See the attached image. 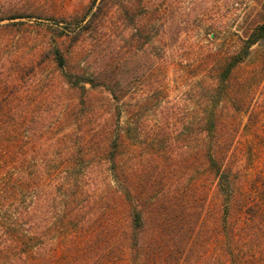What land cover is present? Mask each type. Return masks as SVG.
<instances>
[{"label": "trees", "instance_id": "16d2710c", "mask_svg": "<svg viewBox=\"0 0 264 264\" xmlns=\"http://www.w3.org/2000/svg\"><path fill=\"white\" fill-rule=\"evenodd\" d=\"M185 4L90 0L52 13L53 38L18 64L25 94L42 102L30 122L47 120L44 142L31 131L25 152L0 135V164L27 170L26 264H264V165L248 178L243 163L264 156V5L227 45L210 28V45L190 53L208 13ZM44 12L14 7L0 21ZM178 62L185 100L168 91ZM45 63L57 73L41 93ZM2 84L0 108L12 93Z\"/></svg>", "mask_w": 264, "mask_h": 264}, {"label": "rangeland", "instance_id": "374dc122", "mask_svg": "<svg viewBox=\"0 0 264 264\" xmlns=\"http://www.w3.org/2000/svg\"><path fill=\"white\" fill-rule=\"evenodd\" d=\"M89 2L90 0H0L1 17H7L14 7L35 6L46 9L41 18L21 19L26 22L24 25H9L13 20L8 19L0 21V25H5L0 29V84L6 83L8 91L12 92L8 103L4 101L0 108L1 111L7 105L5 112L1 111L0 113V135H3L4 143L8 142L12 149L25 152L31 144V131L38 134V144L44 142L42 135L46 130L45 123L47 121L44 120L42 124L41 119L37 118L36 123L30 122L32 110H35L37 115H42V102L40 99L36 100L32 94L30 96L25 94L27 86H25L24 77L28 72L26 75H18V64L33 57L40 40L49 41L53 38L55 18H52V13H71L87 7ZM185 5L189 12L204 11V13H208L199 26L194 25L196 30L191 33L189 52L195 53L210 45L206 40L210 28L217 31L216 34L219 38L217 43L227 45L231 33H238L243 29L253 19L256 10L264 5V0H224L214 7H212L211 0H186ZM207 9L208 11H206ZM183 49L186 54V46ZM72 52L78 57L84 53V48L80 45L75 47ZM177 53H181L180 50ZM257 53L258 47H253L250 62L256 60ZM131 65L136 67L137 64L132 63ZM180 67L184 66L178 62L176 67H171L168 73L167 85L171 97L185 93L186 81L177 78L175 74ZM56 73L49 64L45 63L41 66L38 75L40 80L38 85L42 84L41 93L45 91L44 85L47 84V80L54 77ZM182 94L180 96L182 100H185ZM54 102L51 104L53 108L55 107ZM252 134L253 131L250 129L242 130L238 134L235 143L238 151L249 149L254 138ZM247 155L246 152V158H248ZM245 160L243 162L246 167L244 175L248 178L255 170L264 165V156L255 161ZM26 178L27 170L22 160L19 163L9 160L5 164H0V264H26V259L28 260L26 253L27 250L29 251V246L25 245V240L32 232L31 225L34 223V219L31 215L32 202Z\"/></svg>", "mask_w": 264, "mask_h": 264}]
</instances>
